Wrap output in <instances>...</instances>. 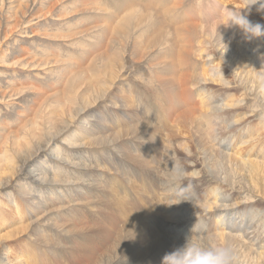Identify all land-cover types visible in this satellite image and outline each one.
Masks as SVG:
<instances>
[{
  "label": "rangeland",
  "instance_id": "1",
  "mask_svg": "<svg viewBox=\"0 0 264 264\" xmlns=\"http://www.w3.org/2000/svg\"><path fill=\"white\" fill-rule=\"evenodd\" d=\"M134 1L140 6L156 7L159 12L162 9L159 6L161 2L155 6L157 0ZM214 1L183 0L181 3L186 5L183 10L177 12L180 15L179 19L178 16L176 19L183 24L186 20L183 19L185 14L195 15L202 12L200 19L205 21L202 24L206 26L202 25L203 29L212 33L218 25H227L230 30L234 29L235 25L228 20L225 12L230 9L229 6L232 7L231 10L239 13L248 12L242 0L218 2L221 12L211 8L213 4L210 2ZM120 2L121 0H0V236L3 237H0V264H107L108 258L115 259L114 264H148L151 261L153 264H160L166 254L157 255L151 250L160 248L163 251L164 240L169 245L165 247V252L170 253L180 248L179 237L174 233L168 234V229L175 227L178 221L196 219V230L192 229L190 232L177 228L187 237L186 240L193 236V239L202 242L209 236L216 235L214 225L217 218L213 221L207 213L201 215L200 211L208 195L205 188L215 185L222 186L227 193L228 200L225 204L246 203L249 198L254 197V205L264 210V202L261 204L260 195L256 194L259 183H262L264 188L263 176L261 179L257 176L258 173L255 175L244 165L226 163L228 160L223 147L220 150L223 151L222 154L215 157H224L216 159L213 156L212 161H206L205 166H197V170L203 173L202 182L195 179L184 187L181 192L185 198H180L182 194L173 195L169 188L157 187V184L171 178L165 162L169 165L177 164L182 169L183 166L179 162L184 165L191 164L192 160L201 162L200 154L191 155L189 158L183 146L187 142L193 143V149L197 151L196 140L203 142V139L196 137L195 140H188V133L177 131L174 119L167 114L170 107L165 87L162 89L161 83L158 82L160 80L157 79H171L170 76L159 74L163 67L160 62L165 60L164 62L169 63L172 58L174 60V56L172 55L171 59H160L164 52L159 47L148 51L146 45L151 42L153 35L149 32L142 33L144 28L138 30L139 32L132 34L128 49L123 46V38L119 35L117 39L121 41L114 43V52L108 50L109 41L113 37L112 24L114 22L115 26L120 25L119 20L115 21L110 14H115V18L120 15L123 9L119 7ZM227 3H230L229 6ZM168 4L166 0L162 6ZM200 8L202 10H199ZM163 11V17L166 18L165 9ZM251 11L255 12L253 9ZM258 13L262 17L261 21H264V13ZM172 18L173 16L169 19L170 22ZM208 20H211L210 23ZM169 25L174 26L172 23ZM144 39L149 42L141 44L140 41ZM138 41L139 49L136 46ZM172 43L174 44V41ZM176 43L181 47L183 41ZM193 44L197 47L201 45L196 41ZM135 47L137 54H134ZM110 52L113 60L111 57L109 59ZM101 55L102 58L99 57ZM134 55L139 56L136 58ZM192 59L201 64L199 70L193 71L198 76L202 70L214 66L209 65L211 61L206 62L207 65L204 66L202 59ZM260 60L264 62V56ZM113 63L114 67L110 65ZM113 68L118 71L124 69L123 76L128 78L125 82L122 78L118 79L116 88L113 87L114 82L110 77ZM99 69L104 71V82L96 80ZM227 75H230V72ZM99 82L102 85L98 84ZM195 82L193 79L188 84L190 86L187 85L192 89L190 102L183 104L187 108L202 105V102L207 100L205 95L201 96L205 87H196ZM253 82L252 84L249 80L240 78L229 86L231 89H227L226 85L207 88L215 97L218 96L216 101L211 100L215 107L223 106L221 104L226 102L225 92L233 93L235 101L246 108L238 111L242 113L241 117L249 119L251 123L248 125L261 130L264 125V91L261 90L264 81L262 83L260 80L259 84L257 81ZM178 89V92L175 91L177 95L183 88ZM103 91L110 94L100 100L99 96ZM130 95L139 99L130 101L136 103V110L130 112L135 121L126 126L128 124L123 120V114L126 112L123 101H119L118 109L115 110L112 99L117 96L122 99L123 96ZM91 105L93 106L87 109ZM79 111L84 113L81 117L76 115ZM237 119L240 120V116L233 114L232 121ZM142 121L150 122L154 127L164 130L157 139L152 138L150 134L146 135L161 142L157 153L148 148L153 141L139 135L122 138L118 143L106 146L90 144L102 138L117 137L119 129L141 125ZM220 127L218 132L214 131L211 135L210 130L200 129L197 135H209L214 141L218 133L221 132L220 136H224ZM60 133L62 134L59 135ZM58 135L59 137L54 139L56 143H49L50 139ZM144 146L145 148H142ZM175 148L179 150L178 153ZM132 154L136 156V162L131 158L134 163L123 157ZM168 154L169 160L166 161L164 159ZM261 155L259 160L264 163V151ZM146 157L154 163L148 166L158 172V182L141 172L150 169H139L138 160H146ZM183 170V178L189 177L192 169ZM115 183L122 186L113 187L111 184ZM103 187L107 191H116L118 199L131 204L132 208L137 207L133 214L130 213L133 217L136 216L133 222L123 217L126 212L117 210L115 206L111 207V202L106 201L111 198L102 193ZM16 204L20 206L18 210L15 208ZM144 205H147L146 209L151 212V208L157 206L153 211L155 224L150 223L148 226L152 228V233L145 245L148 246L154 236H160L163 240L150 249L147 259L141 260L135 259L137 252L130 250L137 241L136 236L143 233L141 230H135L143 225L140 221L146 216ZM234 208L235 212L240 209L237 206ZM128 209L132 211L130 207ZM188 210L191 214L186 213ZM224 214L227 219V216L231 218L232 212L227 210ZM113 224L118 227L115 232ZM253 225L257 226L256 220ZM241 233L245 234L243 231ZM245 237V241H250L249 243L246 244L240 235L236 242L233 241L235 245L231 246L236 264H254L252 257H255L259 242L254 234ZM237 245L241 247L243 255ZM246 254L250 255L247 257ZM149 260L151 261L146 262ZM257 263L264 264V260Z\"/></svg>",
  "mask_w": 264,
  "mask_h": 264
},
{
  "label": "bare ground",
  "instance_id": "2",
  "mask_svg": "<svg viewBox=\"0 0 264 264\" xmlns=\"http://www.w3.org/2000/svg\"><path fill=\"white\" fill-rule=\"evenodd\" d=\"M149 1H151V0H149ZM165 1L166 0H162V1L157 0V3L155 6H157V4L161 2V4L160 5L158 4V5L162 7V9H160V12H159V11H157V9H155L156 7L153 8V6H148V5H144V6L141 5L140 6L138 3L136 4V2L134 0H121L119 7H122L123 9H121L122 12L119 13L120 15L116 16V18H115V14H110V15H112L111 16L112 19L114 18L115 21L119 20L118 22L120 25L115 26V24L113 22L112 27H111V29L113 30V37L110 39L109 47H108L109 51L114 52L113 51L115 49L114 43L117 40L119 41V39H117V37L121 36L123 38V41H124L123 46L126 49H128L129 45H130L131 38L133 37L132 34H135V33L139 32L138 30H141L142 28H144L145 31L142 30L143 31L142 33L149 32V34L153 35V39L151 40V42L146 41V42H149V44H147L145 42V39H144V41H140L141 44L142 43L144 44V42H145V44H147L146 49L148 51L153 50V48L163 49L164 53L163 52L162 53L164 54V56L160 57V59L161 58H165V59L170 58L171 59L174 56V60L172 58L171 62H169V63L164 62L165 60L163 62H160L163 65L162 68L159 67V66H161L160 63L158 66L159 68H161L159 70V74L161 73V75L164 77L170 76L171 79L170 80L168 78L162 79V78L158 77L157 80H160L158 82L161 83L162 89L165 87L164 90H165V94L167 95L166 98H167V102H169V107H170L168 109L169 112L167 114L171 119H174V121H175L174 124L176 125L175 129L179 132H181L183 130L186 133H188L187 134V135H189L188 140L189 139L195 140L196 137L203 139V142H202V140H200L199 142H197V140H196V146L199 149V150L197 149V151H195L193 149V143L187 142L183 146V149L188 152L187 155L189 158L191 157V155L196 156V155L200 154L201 162L198 163L196 160H192L191 164H185V165L181 164L179 162V164L183 166V169H190V168L192 169L190 176L187 178L185 177L179 181H173L171 178H168L164 182H162V184H160V183L157 184V187L159 188V186H162L165 188H169V190L174 193L173 195L178 196L179 194H182V195H180V198H185V197H183V193L181 192L183 189H185L184 187H187L191 183V181H193L195 179L202 182L201 177L203 176V173L201 171L197 170V166L198 165L205 166L206 161L207 162H209L210 160L212 161L211 157H213V156L215 157V156H217V154H222L223 151H220L221 147H223L224 151H226L225 157H226V160H228L227 162L225 161L226 163H231V164L236 163L238 165H244L247 168H250V171H253L255 173V175L258 173L257 176H259L261 179H262L261 176H263L262 181H264V163H262L259 160V159H261L260 156H262L261 155L262 151H264V125L261 126L262 127L261 130H260V128H258L256 126L248 125L251 123L249 121V119H247V118L243 119V117H241L242 113H238V111L245 110L246 108L242 107V105L239 102L235 101L233 93L231 94L230 92H225V93H227L225 95L226 96V98H225L226 102H224V104H221L223 106L215 107L211 100L215 99V101H216L218 99V96L215 97L214 93L211 92L207 88V87H209V88L211 87V89H212V87H216V85L217 86L218 85H222V86L226 85L225 87H228L227 89H231V88H229V86L231 84L233 85V82L236 81V79L239 80L240 78H242V80L243 79L244 80L246 79L247 81L249 80L252 84L254 83L253 82V80H254V81L258 82V83L256 82L257 84H259L260 79H258V72L257 71H260L259 75H264V62L262 60H260L261 57L264 56V39H257V40H253V41L249 42L245 39L243 31L236 25H235L234 29H232V30H230V28L227 27V25H218L217 29L214 30V32L208 33V30L203 29L202 25H204V24H202V23H204L205 21L203 19H200L202 17L201 16L202 12H200V11H199L200 12L199 14H195V15H193V13L191 15L190 14H185V15L183 14L184 15L183 19H186V20L183 21L184 22L183 24H181V22H179L180 20H178L180 14H177V12L183 10V8L186 4L184 5V3H181L183 0H168V2H169L168 6H162V4H165ZM222 1L223 0H215L214 2H210L213 4V6L211 8H213V7H214V9L221 8L220 3H218V2L222 3ZM238 1H240V0H238ZM242 1H243L244 5H246V0H242ZM227 4L226 5L229 6L230 3H227ZM200 5H202V4H200ZM257 7L258 6H253L251 8V9L255 10V12H253V13H252V11H248V12L243 11L240 14L242 16H245L247 18V20L252 24H256V23L264 24V21H261V19H262L261 15L257 12ZM196 8H198V7H196ZM229 8L232 9L231 6H229ZM164 9L166 12L165 13L166 18L163 17V12H164L163 10ZM116 10H118V8H116ZM199 10H202V9L200 8ZM221 10L222 9H219V12H221ZM106 11L108 13V10H106ZM234 11H236V10H234ZM225 12L227 13V11H225ZM121 13H123V15ZM121 15H122V17H120ZM171 16H173V18H172V21L170 22L169 19L171 18ZM177 16H178V19H176ZM181 17L182 16H180V18ZM205 19H207V18H205ZM175 20H177V21H175ZM202 20H203V22H201ZM208 21L210 23L211 20H208ZM169 22L174 24V26L169 25L170 24ZM213 22H215V21H213ZM176 24H178V26H176L177 28L175 27ZM209 27H212V26H209ZM109 31L111 32V30H109ZM172 40L174 41V44L172 43L173 42ZM176 41L177 42L180 41V43L183 41L184 45L182 43V46L178 47ZM195 41L198 44L201 43V45L199 46L200 48L197 46H194L193 43H195ZM140 43H139V41L137 44L135 43L138 49H139ZM178 45H180V44H178ZM144 46H142V47H144ZM197 49H198V54H196ZM137 51L138 50H136V47H135L134 54H137L136 53ZM158 51L160 54V50H158ZM111 52H110L109 59L111 57ZM220 52H222L221 55H220ZM108 55L109 54H107V56ZM177 55H178V58H177ZM102 56L103 55H101L99 57L102 58ZM134 56H136V55H134ZM137 56H139V55H137ZM137 56H136V58H137ZM104 57L106 58V56H104ZM192 57L193 58L198 57V58L202 59L204 66H206L207 65L206 62H209V61H211V62H209L210 63L209 65L213 64L214 66L210 67V69H206V70L204 69L205 71L202 70V73L198 76L195 73H193V71L199 70L201 67V64L198 62H195V60H193ZM97 60H98V58H97ZM111 60H113V58ZM114 60L116 61V58H114ZM155 61L156 60H154V62ZM201 63H202V61H201ZM110 65L112 67H114V63L110 64ZM154 66H155V64H154ZM123 70L118 71L115 68L111 69L110 73L112 76H110V77H111V80L114 82L113 87H115V85L119 82L118 79H120V78H122L121 80L123 82L128 80V78H126V77L124 78V76H123L124 71ZM187 70H190L191 73H190V71L187 72ZM185 71H186V73H184ZM179 72L181 74H179ZM229 72H230V75H227ZM103 73H104L103 69L102 70L99 69V74L96 75V80L104 82L102 80ZM193 79L196 80V82L194 84L196 87H198V86L199 87H202V86L205 87L202 89L201 96H202V94L205 95V99H207V100L203 101L202 105H199L200 107L196 106V105H194V106L192 105L193 107L188 106V108H187L183 104L184 103L188 104V102H190V93H191L192 89L188 88V86H190L188 84H190V81ZM197 79H198V81H197ZM261 82L263 83V81H261ZM100 83L101 82H99L98 84H100ZM100 85H102V84H100ZM241 85H243V84H241ZM178 87L183 88L180 91L181 93L179 95H177L175 93V91L180 90V89H178ZM250 88H252V87H250ZM255 90H256V88H255ZM261 90L264 91V86L261 87ZM130 91H132V90H130ZM108 92H109V90H108ZM209 93H211V94H209ZM109 94L110 93L107 94L106 91H103L101 93V95L99 96L100 100H101V98L108 97ZM135 94H137V93H135ZM125 95L126 94H124V96ZM124 96L122 99L119 96H117V98L114 97L112 99L113 104L115 106V108H113V109H115V110L118 109L119 101H123L124 108H126L125 109L126 112H125V114H123L125 116V117L123 116L124 117L123 120H124L125 124H128L126 126H129L132 122L135 121L134 120L135 118L132 119L133 116H132V113L130 114V112H133V110H136L134 108V105L136 103L133 104V102H130V101L135 100L138 97L132 98L134 95H132V97H131V95H130V97H124ZM136 101H138V100H136ZM165 102H166V99H165ZM140 103H141V101H140ZM92 106L93 105H91L87 109L91 108ZM184 107H186V108H184ZM262 108L264 109V107H262ZM87 109H85V110H87ZM144 110H146V108ZM146 112H145V114H146ZM83 114H84L83 111H81V112L79 111L76 115H79V117H81ZM233 114H234V116H238V117L240 116V120L237 119L235 121H232V115ZM255 115H257L256 112H255ZM145 118H144V120H145ZM138 119H140V118H138ZM229 123H231V124H229ZM220 124L223 125V126H221V127L219 126V127H220V130L223 129L224 136L223 137L220 136V135H222V133L220 132V133H218V135L216 136L214 141H212V138H210L209 135H211V133L214 131L218 132L219 127L217 125H220ZM157 125H159V124H157ZM190 126H192V127H190ZM216 126H217V129H215ZM203 128L205 131L210 130L209 135L204 136L205 135L204 134L203 137H202V135L201 136L197 135V132ZM163 131L164 130H161V128L158 129L157 126L154 127L152 125V123L145 121L141 125H134L131 128L123 127L121 129H119L117 131V135H118L117 137L102 138V140H95L90 144L93 145L95 143L94 145H96V146H103V144H104V146H106V145H110L111 143H115V142L118 143V141L121 140L122 138H129V136H138L139 135L141 137H145V138L147 137L151 141H153V144L151 146H149L148 148L153 150V151H156V153H157L161 142H158L157 140H153L152 138L157 139L158 136L160 137V132H163ZM62 133H60L59 135H61ZM148 134H150V136H152V138H150L149 136H146ZM59 135L50 139L49 143H56V140H54V139L59 137ZM142 148H145V146ZM175 151L177 153L179 152V150H177L176 148H175ZM169 156H170L169 154L166 155L164 160H166V161L169 160ZM220 156H222V155H220ZM220 156H218L217 158H219ZM123 157L125 160L130 159L131 161H133L131 159V158H133L134 161L136 162V156L133 154L131 156L126 155ZM222 157H224V155ZM134 161H133V163H134ZM157 162H159V161L157 160ZM148 164H150L151 166H152V164H154L153 161H151L149 159V157H146V160H142V161L138 160V166H139L140 170L145 169V168L150 169V170L141 171V172L145 173L146 177H149L153 180H156V182H158L156 179L157 176L159 175L158 172H155L154 170H152L153 168L149 167ZM164 165H166L169 170H171L174 167V164L169 165L168 162H165ZM215 165H216V163H215ZM165 174H167V172ZM53 181H56V180H53ZM111 185H113V187L118 186V185L122 186L119 183L118 184L115 183V184H111ZM258 185H259V187L257 188L256 194L260 195L259 201L262 204V202H264V196H263L264 195V188H263L262 183L261 184L259 183ZM202 186H204V185H202ZM105 189H106L105 187L102 188V191H103L102 193H106L109 196V199L111 198V200H106L108 202L109 201L111 202V204H112L111 207L115 206L117 208V210H120L121 212H126L123 217L128 221L131 219V222H133L134 219L136 218V216L133 217V215H130V213L132 212V214H133L135 211V208H137V207L132 208L131 204H129V203H127L121 199H118L119 195H117L116 191H115L116 192L115 193L114 191H107ZM135 190H136V188H135ZM205 190H206V192H208V195L206 197L204 207L201 206V207H203V209H201L200 211H201V215L207 213L206 215L210 216L209 218L213 221H214V219L217 218V222L215 221L216 225H214V226L216 227V233L215 234L218 235V237H219L218 243L227 244L231 248L232 245H235L234 242H236L235 241L236 238L239 237L240 235L242 236V238H244L243 240L247 244L250 241H245V238H246L245 236H247L248 234L249 235L254 234L255 238H257V242H259V245L256 246L255 257L254 256L252 257L253 258L252 262L254 264H256L257 262H260V260L263 261L264 260V210L258 208L256 205H254L255 200H253V199H255V198L254 197L249 198L251 200L249 201V199H248V201L246 203L237 202L235 204L228 205V204H225L228 200L227 199L228 195L226 192H224L222 186L215 185L214 187H206ZM107 192H111V193H107ZM186 197H188V196H186ZM143 202H145V201H143ZM85 205H86V203H85ZM146 206L147 205L143 206V208L145 209L144 213L146 214V216H144L142 218V221H140V223H142L143 225H141L140 228L135 230V232L141 230V231H143V233H140L136 236L137 241L135 242V245H133L131 247V250H130L131 252H134V253L137 252L135 254V259L137 258V259H141V260L147 259L148 258L147 256L150 253V249L153 246H157L158 244H160L161 241L163 240V238L160 236H154V239L149 243V245L148 246L145 245L149 239L150 234L152 233V228H150L148 226H150L149 225L150 223L155 224V219L153 218L155 216H153V211H155L157 209L156 208L157 206H153L151 208L152 209V212H151V211H149V209L148 210L146 209ZM234 206L240 207V209H238V212H235L236 207L234 208ZM19 207H20L19 205H17V204L15 205V208L17 210ZM128 207H130L132 209V211H129ZM225 208L227 210H231V212H232L231 218L227 216V219H225L226 215L224 213L227 211ZM221 209H224V210H221ZM180 210H181V212L183 211L182 209H180ZM186 213L191 214V212L189 210L186 211ZM155 214H156V212H155ZM206 215H205V217H207ZM195 220L196 219H193V218L188 219L186 221L181 220V221H178V223H175V227H170V229H168V234L173 235V233H174L177 238L179 237V240H180L179 246L180 247H183L185 245V243L187 241L186 240L187 237L184 236L180 231H178L177 228L179 227V228H183V230H190V232L192 231V229L196 230V224L197 223ZM255 220H256L257 226L253 225V222ZM241 227L243 228L242 230L240 229ZM112 228H115L113 230L114 232L116 230H118V227L116 224H113ZM250 230H251V232H249ZM242 231H243V233L245 232L246 235L242 234V233L240 234V232H242ZM0 237H2V236H0ZM207 242H208V239L202 240V243H207ZM164 243H165V247H169V245L165 242V240H164ZM254 243H256V242H254ZM253 245H256V244H253ZM165 247H164V249H165ZM237 247L240 248V251L242 250L240 246L237 245ZM164 249H163V251H164ZM163 251L160 248H155V249L151 250L152 253H155L157 255L168 254L167 252H165V251L163 252ZM249 251L252 252L251 249ZM251 254L253 255V253H251ZM242 255H243V252H242ZM249 255L250 254H248L247 257ZM150 261L151 260L146 261V262H150ZM244 261H245V259H244ZM250 261H251V259H250ZM115 262H116V260L113 258H108V260H107V264H114ZM129 263L136 264L137 262H129ZM148 264H153V263L151 261V263H148ZM160 264H162V261L160 262Z\"/></svg>",
  "mask_w": 264,
  "mask_h": 264
},
{
  "label": "clouds",
  "instance_id": "3",
  "mask_svg": "<svg viewBox=\"0 0 264 264\" xmlns=\"http://www.w3.org/2000/svg\"><path fill=\"white\" fill-rule=\"evenodd\" d=\"M253 6H258L257 12L264 13V0H246L245 9L251 11ZM227 17L243 31L247 41L264 39V24H252L245 16L231 9H227ZM257 72L258 79L264 81V75H259L260 71ZM168 172L173 181L182 180L185 175L184 170L177 164H174L171 170L168 169ZM218 239V235H212L207 243H202L192 236L183 247L166 254L162 264H236L232 249L227 244L218 243Z\"/></svg>",
  "mask_w": 264,
  "mask_h": 264
}]
</instances>
